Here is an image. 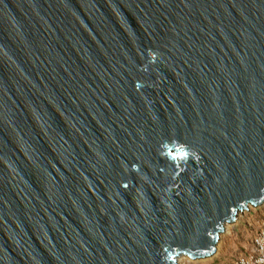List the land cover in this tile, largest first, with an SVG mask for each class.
<instances>
[{"label": "water", "instance_id": "95a60500", "mask_svg": "<svg viewBox=\"0 0 264 264\" xmlns=\"http://www.w3.org/2000/svg\"><path fill=\"white\" fill-rule=\"evenodd\" d=\"M264 202V0H0V264H177Z\"/></svg>", "mask_w": 264, "mask_h": 264}, {"label": "built area", "instance_id": "2783aa9c", "mask_svg": "<svg viewBox=\"0 0 264 264\" xmlns=\"http://www.w3.org/2000/svg\"><path fill=\"white\" fill-rule=\"evenodd\" d=\"M242 218L246 219L244 229L247 247L244 252L234 256L229 264H264V202L257 207L249 205L239 212L235 223Z\"/></svg>", "mask_w": 264, "mask_h": 264}, {"label": "rangeland", "instance_id": "374dc122", "mask_svg": "<svg viewBox=\"0 0 264 264\" xmlns=\"http://www.w3.org/2000/svg\"><path fill=\"white\" fill-rule=\"evenodd\" d=\"M239 217L241 218V216ZM245 220V218H242L239 222L229 223V229H225L220 234L216 252L212 256L191 259L181 255L177 258V264H229L234 256L244 252L247 247V235L244 229Z\"/></svg>", "mask_w": 264, "mask_h": 264}, {"label": "bare ground", "instance_id": "6f19581e", "mask_svg": "<svg viewBox=\"0 0 264 264\" xmlns=\"http://www.w3.org/2000/svg\"><path fill=\"white\" fill-rule=\"evenodd\" d=\"M229 227H230V226H229V224H228V223H227V224H225V229H226V230H228V229H229ZM216 247H217V246H216ZM218 247H219V244H218Z\"/></svg>", "mask_w": 264, "mask_h": 264}]
</instances>
